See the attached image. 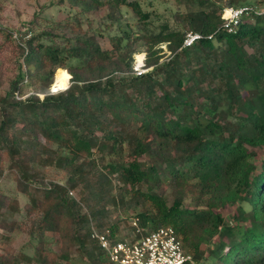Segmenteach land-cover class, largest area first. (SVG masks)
Listing matches in <instances>:
<instances>
[{"label": "trees", "instance_id": "1", "mask_svg": "<svg viewBox=\"0 0 264 264\" xmlns=\"http://www.w3.org/2000/svg\"><path fill=\"white\" fill-rule=\"evenodd\" d=\"M57 4L64 17L0 27V52L16 53L0 90V176L14 172L29 196L20 209L0 192V264H115L91 237L92 219L112 236L119 225L96 197L144 234L172 227L195 264H264V13L232 32L221 18L224 6L264 0ZM158 5L175 23L158 20ZM188 31L201 38L184 47ZM58 70L69 85L51 91ZM14 233L28 235L31 256L14 249Z\"/></svg>", "mask_w": 264, "mask_h": 264}, {"label": "rangeland", "instance_id": "2", "mask_svg": "<svg viewBox=\"0 0 264 264\" xmlns=\"http://www.w3.org/2000/svg\"><path fill=\"white\" fill-rule=\"evenodd\" d=\"M176 1L177 0H166L168 4H174L176 3ZM57 3L58 0H0V27L6 28L8 30L22 32L24 31V26L27 25L28 22L33 20L35 15L38 16L41 22H45L44 19H46V21H51L53 19L64 17L67 14V11H69L70 9L67 7V5H58ZM156 11L158 13L157 15L158 20H162L166 18L171 23H175V20L171 18V14L168 16L167 10L162 5H158L156 7ZM128 15H130V18L132 17L130 13H128ZM103 33L104 35H102L99 38V42L102 47L110 48L108 35L109 33L112 32L109 31L108 33V31L105 30L103 31ZM2 42H3V36L0 35V45L2 44ZM162 47L164 50L166 49L165 45H162ZM143 53L145 57V52L142 51L135 54H143ZM168 53H169L168 51H165V55L163 57L164 59L167 57ZM135 54H134V62H136ZM15 56L16 53L11 48L4 51L3 53L0 52V63H4L3 68L7 67L9 70L7 72L5 70V74L2 76V85L0 86V90H3L6 87V78L11 74L10 70H12V63L15 60ZM141 58L142 56H138L137 60L140 62ZM52 85L50 87L52 90L57 91L64 89V88L56 89L53 88ZM2 166L3 168H5L6 164L2 163ZM46 176L47 179L49 178V180H53V181L59 180L61 177H63L62 173L60 172H51V173L49 172V174ZM111 181L113 186L112 192L113 194H116L118 180L116 179V177L111 176ZM63 182L64 180L61 181L62 184H64ZM89 183L90 184L94 183V179L91 178ZM36 188H39L38 183H31V186L29 188L30 194H33V190ZM70 190L72 194L68 193V195L77 201V203L80 205L83 211H87V208L82 201L83 198L78 194V190L77 189H70ZM0 192L9 196V198L12 199L14 206L17 208L19 207L20 209H22L23 206L29 201V196L26 193H23L18 190L17 183L14 177V172L8 171L7 169H5L0 176ZM92 201H94V203L102 201L100 203H103L105 205V210L107 212V218H108L107 222L110 224L117 222L119 224L117 228L118 230L114 232V236L116 238L121 236L123 237V240L134 241L144 234L143 230H141L140 228L132 229V227H137L136 225L133 224L134 219L133 218H129L128 220L123 219L121 207L115 206V203H113L110 199L98 200V197H96ZM16 216H20V215H16ZM88 225L90 228V233L92 226L94 227V231L97 233H102L105 232L106 230H109V228L106 229L97 228L95 221L93 219L89 221ZM29 239L30 238L25 233L22 234L14 233L12 246L17 252H22L26 256L27 255L31 256L33 253V249L28 245ZM3 246L5 245L0 243V254L2 252ZM75 262H76L75 264H78L79 261L77 258ZM23 264H28L27 260H25ZM30 264H35V262H32Z\"/></svg>", "mask_w": 264, "mask_h": 264}, {"label": "built area", "instance_id": "3", "mask_svg": "<svg viewBox=\"0 0 264 264\" xmlns=\"http://www.w3.org/2000/svg\"><path fill=\"white\" fill-rule=\"evenodd\" d=\"M250 13L263 14L264 5L224 6L221 11L223 26L229 32L235 31L241 17ZM14 36L17 37V33ZM200 38L201 34L188 31L183 46L189 47ZM143 61L144 53L140 62L137 58L134 62L135 74L146 70L142 68ZM68 193L72 194L70 189ZM91 237L97 240L109 261L115 264H195L192 256L184 252L179 237L170 226L159 227L134 241L114 239L109 230L97 233L92 226Z\"/></svg>", "mask_w": 264, "mask_h": 264}, {"label": "bare ground", "instance_id": "4", "mask_svg": "<svg viewBox=\"0 0 264 264\" xmlns=\"http://www.w3.org/2000/svg\"><path fill=\"white\" fill-rule=\"evenodd\" d=\"M68 85V77L62 70H58L54 75L53 88H66ZM56 91V90H53Z\"/></svg>", "mask_w": 264, "mask_h": 264}, {"label": "water", "instance_id": "5", "mask_svg": "<svg viewBox=\"0 0 264 264\" xmlns=\"http://www.w3.org/2000/svg\"><path fill=\"white\" fill-rule=\"evenodd\" d=\"M68 85H69V83H68ZM68 85L66 86V88L68 87ZM65 89V88H64ZM51 91H53L52 89H51ZM58 91V90H57Z\"/></svg>", "mask_w": 264, "mask_h": 264}]
</instances>
